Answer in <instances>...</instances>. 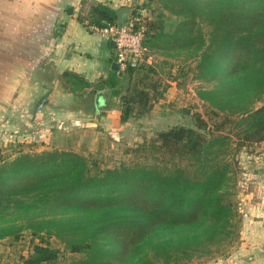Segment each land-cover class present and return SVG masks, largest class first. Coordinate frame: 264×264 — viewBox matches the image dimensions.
<instances>
[{
  "label": "trees",
  "instance_id": "trees-1",
  "mask_svg": "<svg viewBox=\"0 0 264 264\" xmlns=\"http://www.w3.org/2000/svg\"><path fill=\"white\" fill-rule=\"evenodd\" d=\"M117 14L97 4L85 20L104 28L119 25ZM166 14L180 19L172 30ZM127 19L145 28L151 62L111 72L93 91H108L121 124L143 118L171 83L152 58L181 57L177 85L200 83L203 113L195 128L128 147V162L112 167L100 151L72 146L0 153V241L29 237L18 264H193L240 242L236 156L264 144V0H140ZM61 77L73 93L91 87L76 73Z\"/></svg>",
  "mask_w": 264,
  "mask_h": 264
},
{
  "label": "crops",
  "instance_id": "crops-1",
  "mask_svg": "<svg viewBox=\"0 0 264 264\" xmlns=\"http://www.w3.org/2000/svg\"><path fill=\"white\" fill-rule=\"evenodd\" d=\"M138 2L0 0V153L22 145L43 150L59 137L65 140L61 146L73 145L77 136L94 146L103 129L123 126L119 112L109 110L108 91H93L114 72V44L93 32L85 16L97 4L118 13L133 10ZM66 71L91 87L71 92L61 77ZM98 92L103 93L99 116ZM250 165L241 193L238 255L229 256L225 264H264V159L257 157L254 164L245 160Z\"/></svg>",
  "mask_w": 264,
  "mask_h": 264
},
{
  "label": "rangeland",
  "instance_id": "rangeland-1",
  "mask_svg": "<svg viewBox=\"0 0 264 264\" xmlns=\"http://www.w3.org/2000/svg\"><path fill=\"white\" fill-rule=\"evenodd\" d=\"M128 16L125 17L127 18ZM179 21L180 19L178 17L170 14H166L163 17V22L167 30H172ZM152 59H154L155 62L158 60L157 66L164 68L163 77L171 83L165 93L164 100L155 105L150 115L140 119L130 120L126 124H123V126L118 127L119 129L116 130L106 131L103 129L97 144L95 143L94 146H86L81 136H77V139H75L73 145H71L72 147L69 144L68 146H61L62 144H65V140H62L60 139L61 137H59L55 140V145L57 146H44L43 149H66L71 147L79 152L84 149L93 153L100 151L98 156L102 159L103 164L112 167L120 165L122 162H128L130 156L124 153L125 149L141 143L143 139L151 137L159 131L178 125L195 128L196 123L193 114L197 112L203 113L201 103L196 96V88L200 83L188 80L186 83L182 84V86L177 85V82L181 79L180 77H176L179 76L176 65L182 59L181 57L167 59L165 56L159 54L156 56L154 55ZM167 62L172 64L173 67H171ZM170 71L172 72L171 77L166 74V72ZM37 145H39V143H37ZM28 146L30 145H22L21 149L28 151ZM12 154L13 153L11 151L9 153H5V155L10 156ZM257 157L264 159V144H253L247 146L236 156L239 168L236 176L235 199L238 201L240 208L241 203L243 202V200H241L243 180L248 173L247 170L252 167V165L249 167L245 166V160H248L250 163L253 162L254 164V160ZM28 238L29 237L26 236L24 239L13 245H8L6 241H0V253L4 256L3 262L7 264H18L20 261V254L28 256L30 252V247L27 244ZM238 247L239 243H235L228 250V253H226L228 256L224 255L216 258H202L195 260L193 264H225L226 259L229 256L238 255ZM157 264L162 263L159 262Z\"/></svg>",
  "mask_w": 264,
  "mask_h": 264
},
{
  "label": "built area",
  "instance_id": "built-area-1",
  "mask_svg": "<svg viewBox=\"0 0 264 264\" xmlns=\"http://www.w3.org/2000/svg\"><path fill=\"white\" fill-rule=\"evenodd\" d=\"M90 29L114 43L115 59L120 71L124 72L128 68H137L144 62H151L149 49L144 44L145 28L136 27L133 20L124 19L119 25L104 28L91 26Z\"/></svg>",
  "mask_w": 264,
  "mask_h": 264
},
{
  "label": "water",
  "instance_id": "water-1",
  "mask_svg": "<svg viewBox=\"0 0 264 264\" xmlns=\"http://www.w3.org/2000/svg\"><path fill=\"white\" fill-rule=\"evenodd\" d=\"M130 13H131V10L129 8L120 9L118 11V14H117L118 15V23L121 24L123 19L125 18V16L130 15ZM112 70L114 72H117L119 74V76H123V72L119 70V65H118L117 62H114L112 64ZM102 96H103V93L102 92H98L97 95H96V99H95V104H96V107H97V115L98 116H99L100 112L103 109L102 104H101Z\"/></svg>",
  "mask_w": 264,
  "mask_h": 264
}]
</instances>
